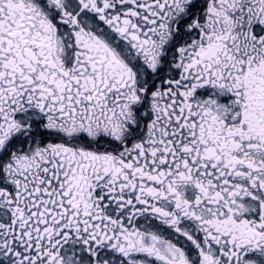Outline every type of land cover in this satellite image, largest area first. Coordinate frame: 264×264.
I'll list each match as a JSON object with an SVG mask.
<instances>
[{"label": "snow or ice", "instance_id": "6c2138e0", "mask_svg": "<svg viewBox=\"0 0 264 264\" xmlns=\"http://www.w3.org/2000/svg\"><path fill=\"white\" fill-rule=\"evenodd\" d=\"M0 264H264V0H0Z\"/></svg>", "mask_w": 264, "mask_h": 264}]
</instances>
